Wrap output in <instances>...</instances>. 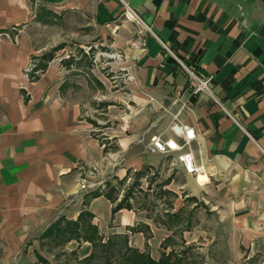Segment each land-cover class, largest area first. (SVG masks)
<instances>
[{
	"label": "crops",
	"instance_id": "crops-1",
	"mask_svg": "<svg viewBox=\"0 0 264 264\" xmlns=\"http://www.w3.org/2000/svg\"><path fill=\"white\" fill-rule=\"evenodd\" d=\"M41 8L88 12L100 37L123 51L130 65L126 112L113 136L95 134L56 71L33 81L27 76L38 53L27 31ZM181 63L210 79L235 121L209 96L191 97ZM178 113L195 130L190 147L202 167L187 174L170 155L186 176L181 188L216 206L213 196L226 193L244 242L264 247V0H0V264H74L70 259L89 257L93 247L84 240L50 253L41 244L52 224L76 221L83 210L94 215L103 242L125 238L158 260L170 231L135 207L113 214L116 204L103 195L84 204L90 191L83 183L104 185L128 171L158 168L161 155L148 151L149 141L174 137Z\"/></svg>",
	"mask_w": 264,
	"mask_h": 264
},
{
	"label": "rangeland",
	"instance_id": "rangeland-1",
	"mask_svg": "<svg viewBox=\"0 0 264 264\" xmlns=\"http://www.w3.org/2000/svg\"><path fill=\"white\" fill-rule=\"evenodd\" d=\"M30 24L27 35L38 53L26 69L27 76L31 81L35 80L43 74L41 69L45 65L46 70L56 71L62 87L84 107L95 134L101 138L113 136L117 119L122 111L123 114L126 112L122 96L127 92L130 65L126 63L123 51L113 47L112 38L103 40L100 37L94 18L88 12L56 13L41 8L36 10ZM10 38L14 40L17 36ZM37 66L41 69L34 72ZM159 158L158 168L140 178V186L134 190L131 199L133 207L152 218L156 226H165L171 233L162 245L164 251H160L159 259L164 253H172L174 260L183 264H264V247L256 242L245 243L243 230L232 223L226 193L213 196L217 206L210 201L190 200L191 196L181 188L186 183V176L178 170L173 157L161 155ZM134 173L131 172L121 186L119 180L124 177H112L105 184L111 182L119 186L118 196L123 197L135 182ZM98 182L97 179L84 182L83 188L90 193L108 189ZM92 183L94 185L88 186ZM179 202L181 208H178ZM174 213H179L178 218L171 216ZM31 243L26 245L29 247ZM41 244L50 253L66 243L58 246L49 239ZM140 252L148 253L147 250ZM36 255L37 258L40 256ZM75 260L70 259V263L83 264L84 259ZM103 261L96 260L92 264H104Z\"/></svg>",
	"mask_w": 264,
	"mask_h": 264
},
{
	"label": "trees",
	"instance_id": "trees-1",
	"mask_svg": "<svg viewBox=\"0 0 264 264\" xmlns=\"http://www.w3.org/2000/svg\"><path fill=\"white\" fill-rule=\"evenodd\" d=\"M41 69L37 66V70ZM42 71L46 70V65L42 67ZM149 169L144 171H136L135 182L128 189L127 194H124L120 201L119 186L123 185L132 171H128L127 175L119 180V186L113 185L111 182L105 184L106 191H95L86 195L84 204H88L89 200L99 196H105L114 205L113 214L122 208L132 209L131 199L134 197V190L140 186L139 180L145 176ZM117 179V178H115ZM161 193L170 194L169 191H161ZM190 200H195V197H189ZM179 213L171 214L172 217L178 218ZM94 215L89 210H83L76 221H68L65 218L59 219L52 224L42 235L41 239H53L55 245H63L73 239L84 240L93 245L92 254L82 261L83 264H92L96 260H104V264H183L181 261L174 260V255L163 254L158 261L150 257L148 253H141L139 250L128 245V240L121 237L109 238L103 242V237L100 235L98 227L92 223ZM122 241V242H121ZM40 262H46L45 259L38 256Z\"/></svg>",
	"mask_w": 264,
	"mask_h": 264
},
{
	"label": "built area",
	"instance_id": "built-area-1",
	"mask_svg": "<svg viewBox=\"0 0 264 264\" xmlns=\"http://www.w3.org/2000/svg\"><path fill=\"white\" fill-rule=\"evenodd\" d=\"M176 58V57H175ZM179 61V59L176 58ZM180 62V61H179ZM182 64V63H181ZM190 78V95L191 97L198 94L209 96L214 102L228 115L231 119L234 117L226 109V107L217 99L210 87V79L202 78L193 70L182 64ZM175 98L182 97L181 91L175 92ZM189 100V99H188ZM186 103H183L182 108ZM171 130L174 137L164 139L157 135L151 137L148 144V151L151 154H160L170 156L173 155L178 164H180L187 174H197L201 171V166L196 163V158L191 150V143L196 139V133L193 127L184 125L179 120V113L176 114ZM143 139V138H141Z\"/></svg>",
	"mask_w": 264,
	"mask_h": 264
},
{
	"label": "bare ground",
	"instance_id": "bare-ground-1",
	"mask_svg": "<svg viewBox=\"0 0 264 264\" xmlns=\"http://www.w3.org/2000/svg\"><path fill=\"white\" fill-rule=\"evenodd\" d=\"M203 179H204V177H203V176H201V177H200V180H203Z\"/></svg>",
	"mask_w": 264,
	"mask_h": 264
}]
</instances>
